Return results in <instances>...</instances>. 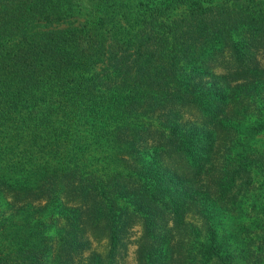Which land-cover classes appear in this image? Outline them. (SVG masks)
Wrapping results in <instances>:
<instances>
[{
  "label": "trees",
  "instance_id": "obj_1",
  "mask_svg": "<svg viewBox=\"0 0 264 264\" xmlns=\"http://www.w3.org/2000/svg\"><path fill=\"white\" fill-rule=\"evenodd\" d=\"M261 52L264 0H0V264H264Z\"/></svg>",
  "mask_w": 264,
  "mask_h": 264
},
{
  "label": "rangeland",
  "instance_id": "obj_2",
  "mask_svg": "<svg viewBox=\"0 0 264 264\" xmlns=\"http://www.w3.org/2000/svg\"><path fill=\"white\" fill-rule=\"evenodd\" d=\"M258 59L262 65H264V53L261 52L258 54ZM258 144L262 147H264V133L258 135ZM264 193V190H263ZM9 212V205L7 201L0 200V213H3L4 216H6ZM53 229L51 231H47V233H50L52 235ZM140 234V226L134 225L127 234V237H125L122 240V243H120L117 246L115 259L113 264H137L135 260V239ZM106 250V245L104 241L96 242L92 240L90 242L89 249L84 251L82 253V256L85 257L88 255L89 251L97 252V253H103Z\"/></svg>",
  "mask_w": 264,
  "mask_h": 264
}]
</instances>
